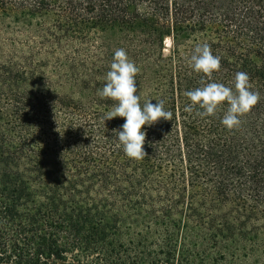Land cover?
<instances>
[{
    "label": "trees",
    "instance_id": "16d2710c",
    "mask_svg": "<svg viewBox=\"0 0 264 264\" xmlns=\"http://www.w3.org/2000/svg\"><path fill=\"white\" fill-rule=\"evenodd\" d=\"M201 42L211 77L188 63ZM119 48L141 106L173 113L140 160L96 94ZM238 71L260 94L238 128L226 104L183 111ZM58 263L264 264V0H0V264Z\"/></svg>",
    "mask_w": 264,
    "mask_h": 264
},
{
    "label": "clouds",
    "instance_id": "9594fccd",
    "mask_svg": "<svg viewBox=\"0 0 264 264\" xmlns=\"http://www.w3.org/2000/svg\"><path fill=\"white\" fill-rule=\"evenodd\" d=\"M220 57L213 55L207 42L195 45L189 58V66L195 73L211 77L220 69ZM139 72L136 64L130 60L123 48L116 49L104 79L105 84L97 89V96L110 99L115 103L107 111L102 122L113 118H122L119 129H112L115 140L122 147L124 154L130 159L140 160L146 155V129L159 120L171 121L173 113L164 109V102L139 103L135 76ZM201 86L184 92L189 103L183 107L185 113H193L200 118L214 116L222 104L226 111L220 117V124L227 130L240 126V117L250 111L259 101L260 94L250 90L252 85L246 72L238 71L234 75L232 86L217 82L201 80ZM143 128V130H142Z\"/></svg>",
    "mask_w": 264,
    "mask_h": 264
},
{
    "label": "rangeland",
    "instance_id": "374dc122",
    "mask_svg": "<svg viewBox=\"0 0 264 264\" xmlns=\"http://www.w3.org/2000/svg\"><path fill=\"white\" fill-rule=\"evenodd\" d=\"M58 264H62V263H58Z\"/></svg>",
    "mask_w": 264,
    "mask_h": 264
}]
</instances>
